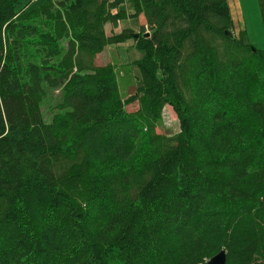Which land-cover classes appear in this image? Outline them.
<instances>
[{
	"label": "trees",
	"instance_id": "16d2710c",
	"mask_svg": "<svg viewBox=\"0 0 264 264\" xmlns=\"http://www.w3.org/2000/svg\"><path fill=\"white\" fill-rule=\"evenodd\" d=\"M33 1L0 0V264H264V49L229 0ZM131 38L124 97L96 58Z\"/></svg>",
	"mask_w": 264,
	"mask_h": 264
},
{
	"label": "rangeland",
	"instance_id": "374dc122",
	"mask_svg": "<svg viewBox=\"0 0 264 264\" xmlns=\"http://www.w3.org/2000/svg\"><path fill=\"white\" fill-rule=\"evenodd\" d=\"M43 0H34L32 5H40ZM232 16L234 19V30L239 34L241 28L247 30L251 43L258 49H264V23L260 10L259 0H229ZM128 13L133 11L132 0H125L122 5ZM146 26L149 31L144 15L138 18L129 17L118 23L117 26L109 23L106 25L108 35L119 33L125 27H131L135 32L141 31L142 25ZM144 56V51L139 50L134 45V40L131 38L128 41L120 44H112L97 55V65H105L108 63L114 64L117 68L119 76L120 90L124 97L135 93L136 89L142 83V75L140 69L135 64V61ZM58 93V92H57ZM139 105L138 102L127 105L128 111H136ZM52 111L47 103H43V116L47 122L52 120ZM180 130V123L176 112L170 105H166L163 111V116L157 127L158 133L173 135Z\"/></svg>",
	"mask_w": 264,
	"mask_h": 264
},
{
	"label": "water",
	"instance_id": "95a60500",
	"mask_svg": "<svg viewBox=\"0 0 264 264\" xmlns=\"http://www.w3.org/2000/svg\"><path fill=\"white\" fill-rule=\"evenodd\" d=\"M226 33L230 36L234 35V32L231 30H227ZM134 38H138L140 36L139 32L132 33ZM150 33L147 32L146 36H149ZM204 264H227V251L226 249L220 250L218 253H216L214 256H212L208 261H206Z\"/></svg>",
	"mask_w": 264,
	"mask_h": 264
}]
</instances>
